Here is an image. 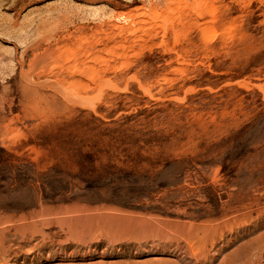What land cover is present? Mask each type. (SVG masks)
<instances>
[{
  "label": "rangeland",
  "instance_id": "1",
  "mask_svg": "<svg viewBox=\"0 0 264 264\" xmlns=\"http://www.w3.org/2000/svg\"><path fill=\"white\" fill-rule=\"evenodd\" d=\"M166 1L0 0V264H206L257 246L264 0H174L154 27L143 7ZM77 58L96 84L41 85Z\"/></svg>",
  "mask_w": 264,
  "mask_h": 264
},
{
  "label": "bare ground",
  "instance_id": "2",
  "mask_svg": "<svg viewBox=\"0 0 264 264\" xmlns=\"http://www.w3.org/2000/svg\"><path fill=\"white\" fill-rule=\"evenodd\" d=\"M181 2L182 1H180L179 4H181ZM175 3L177 2H174V0H170L166 2H151L149 6L143 7L145 11L143 16L147 17L150 24L153 25L154 27L165 26L167 24V21L163 17L162 12L166 10H171L172 6ZM193 4H195L196 6L194 8L195 10L209 11L212 9L213 3L211 0H205V1L194 0ZM94 49H96V47ZM98 58L99 57H97L95 60L96 66H97V62L98 63L100 62ZM90 70L92 71V73L89 75V73L91 72ZM68 73L70 75V78L68 79L63 80L61 78L56 77L57 79H55L54 81H51V82L47 81L41 85H47L50 89H52V88H59L61 84L70 83V84H73L77 88L82 87L86 89L89 86H91L88 83V81L89 82L93 81L94 84H96V82L100 79V76H101V73L98 67L96 68L89 67L88 62H86V60L83 58H77V61L72 63L68 67ZM2 105L0 107V122L3 121V119L5 118L4 111L2 110ZM25 225L26 226H23L24 229L31 228V227L33 228L37 227L36 223H26ZM40 225H45V222L40 223ZM205 231L210 232V233H216V232L222 231V229L220 227H215L211 229H205ZM231 233H232V230H231ZM199 243H200V247L201 246L204 248L206 247L207 240H206L205 234L203 237H201ZM251 243L256 244L257 246L253 248V245H252L249 248L248 245H242L238 247L237 249H235L234 251H232L230 254L225 255V256H223L222 254L224 253V249H226L227 247H223L222 249L217 250V253L215 254L216 256L214 255L210 257L209 252H205L203 258L204 260H206V264H213L214 258L216 259V261L222 258L219 264H262L260 260H261L263 248H264V234L252 240ZM228 244H231V242H229ZM212 248L213 247H211V249ZM253 250H256L257 253L254 254Z\"/></svg>",
  "mask_w": 264,
  "mask_h": 264
}]
</instances>
